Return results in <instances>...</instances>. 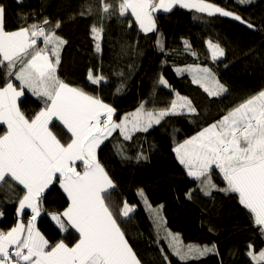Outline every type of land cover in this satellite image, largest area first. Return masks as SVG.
I'll use <instances>...</instances> for the list:
<instances>
[{
    "label": "trees",
    "instance_id": "1",
    "mask_svg": "<svg viewBox=\"0 0 264 264\" xmlns=\"http://www.w3.org/2000/svg\"><path fill=\"white\" fill-rule=\"evenodd\" d=\"M107 2L116 5L117 0ZM207 2L240 16L246 23L174 6L170 12L153 13L156 27L143 34L129 11L125 17L119 16L117 8L104 14L100 0H0L5 9V30L37 23L66 41L60 47L57 75L111 106L116 111L115 120L128 110L136 112L141 104L145 111L158 112L170 109L173 101L184 104L181 98L196 108L195 113L169 114L147 132H135L129 140L116 129L97 150V159L115 185L107 202L141 264H256L248 253L258 255L264 250V236L239 203L238 195L215 189L204 195L199 181L187 177L173 151L264 90V0ZM102 15L108 18L101 20ZM45 18L49 24H43ZM93 25L103 27L99 40L93 39ZM209 41L219 44L225 55L213 61ZM37 43L44 47L42 37ZM6 64L0 65V88L9 80L19 88L14 76H6ZM196 67L210 68L226 91L209 96L193 84L190 69ZM90 70L104 79L92 84ZM161 76L168 87L159 84ZM23 91L19 106L31 119L44 102L26 88ZM50 128L62 143L69 142L70 135L58 120L54 118ZM3 130L0 126V132ZM78 165L82 171L83 166ZM212 181L218 188L226 187L216 170ZM141 190L143 195L139 194ZM22 195L19 185L15 190L7 184L0 187V231L15 225ZM41 199L39 229L50 244L63 240L72 246L77 238L74 230L61 233L50 225L49 214L62 213L68 206L59 184L50 186ZM125 203L133 209L126 217L121 215ZM168 233L179 237L182 250L186 251L188 245L201 249L215 245V250L182 262L169 247Z\"/></svg>",
    "mask_w": 264,
    "mask_h": 264
},
{
    "label": "snow or ice",
    "instance_id": "2",
    "mask_svg": "<svg viewBox=\"0 0 264 264\" xmlns=\"http://www.w3.org/2000/svg\"><path fill=\"white\" fill-rule=\"evenodd\" d=\"M100 4L104 14H111L117 8L119 16L125 17L130 10L135 23L145 33L156 27L154 12L167 13L177 5L246 23L240 16L207 0H117L116 5L100 0ZM4 15L5 9L0 5V65L7 62L6 76H14L20 85L18 89L9 80L0 88V126L4 128L0 132V187L7 184L15 190L16 185L21 186L23 195L18 200L17 216L30 209L31 217L27 225L18 222L7 233L0 231V264H141L107 202L109 190L115 185L97 159V149L116 129L125 140L131 139V132H147L154 123L159 124L163 117L176 112V102H172L170 109L158 112L145 111L141 104L130 114L132 120L125 117L116 123L111 106L98 96L70 86L57 75L60 47L66 41L54 30L37 23L7 31ZM106 18L107 15L101 16V20ZM49 23L45 18L43 24ZM59 26L57 22L56 28ZM248 27L253 26L248 24ZM91 31L93 39L99 40L103 27L93 25ZM41 37L44 47L37 43ZM96 49L100 50L99 43ZM208 49L213 61L225 55L224 49L211 41ZM17 65L19 69L15 70ZM190 71L193 84H198L209 96L226 91L210 68L196 67ZM88 79L95 85L104 77L94 76L90 70ZM159 84L168 87L162 76ZM25 88L44 102V107L31 119L18 103L25 95ZM181 99L184 100L181 107L196 112L191 101ZM54 118L71 134L67 144L50 128ZM173 151L187 175L199 181L204 195H210L213 189L237 194L239 203L248 210L264 236V90ZM141 158L146 157H137ZM78 161L82 162V171L78 170ZM214 170H218L226 187L218 188L213 183ZM57 183L67 196L68 207L62 213L50 215L60 232L74 230L77 234L72 246L63 240L50 244L35 225L41 215L45 190ZM139 194L143 195L142 190ZM132 210L125 203L121 215L126 217ZM168 237H171L169 247L182 262L215 250V245L202 249L188 245L185 251L178 236L168 233ZM248 254L257 264L264 262V250L258 256L252 251Z\"/></svg>",
    "mask_w": 264,
    "mask_h": 264
},
{
    "label": "rangeland",
    "instance_id": "3",
    "mask_svg": "<svg viewBox=\"0 0 264 264\" xmlns=\"http://www.w3.org/2000/svg\"><path fill=\"white\" fill-rule=\"evenodd\" d=\"M187 9H190L193 13H195L196 12V10L194 9V8H187ZM130 13H131V11L130 10H128ZM157 12H162V10H160V11H157ZM156 12V13H157ZM133 19H135L134 17H133ZM139 27V26H138ZM140 29V28H139ZM140 31L143 33V34H147V33H145V32H143L141 29H140ZM148 33H150V32H148ZM18 66V68H19V65H17ZM15 81L16 82H18V80H16L15 79ZM14 84V83H13ZM14 86H16L17 87V85L16 84H14ZM18 88V87H17ZM19 89V88H18ZM33 96V95H32ZM24 96H22V97H20V99H22ZM34 98H36L35 96H33ZM20 99H19V101H20ZM19 101H18V103H19ZM177 109H176V112L175 113H181V114H183V115H186V114H188V110H187V107L185 106V107H181L182 105H184V104H179L178 103V101H177ZM132 112H130L129 110L128 111H126V112H123L122 114H121V116H120V119L119 120H115V114H116V111H114V115H113V120L116 122V123H119L121 120H123L125 117H128V119H129V121L130 120H132V116L130 115ZM129 126V128H131V125L129 124L128 125ZM117 131L119 132L120 130L119 129H117ZM135 132H137V131H134V132H131L130 134L132 135V134H134ZM69 135H71L70 133H68ZM189 139H191V138H189ZM188 140V139H187ZM98 150V149H97ZM98 152V151H97ZM175 153V152H174ZM175 155H176V153H175ZM80 165H82V162L80 163ZM83 166V165H82ZM182 167H183V165H181ZM184 168V167H183ZM185 169V168H184ZM186 170V169H185ZM217 172H218V170H216ZM187 173V172H186ZM219 173V172H218ZM187 177H189L188 175H187ZM189 178H192V177H189ZM193 179V178H192ZM47 190V189H46ZM46 190H45V192H46ZM111 190V189H110ZM109 190V191H110ZM62 192H63V190H62ZM55 213H57V212H55ZM61 213V212H60ZM151 214V213H150ZM16 215V217H17V213L15 214ZM0 218H1V214H0ZM42 218V215H40L39 217H38V219H37V223L40 221V219ZM49 220H50V225H51V227L53 226L54 227V225L56 226V228L59 230V228L57 227V225H56V223L51 219V215L49 216ZM24 224H26L27 225V223H24ZM35 225H36V228L40 231V233L45 237V235H44V232L43 231H41L39 228H38V225L35 223ZM60 231V230H59ZM43 232V233H42ZM62 233V232H61ZM63 233H66V232H63ZM46 238V237H45ZM47 239V238H46ZM259 255V254H258ZM257 255V256H258ZM254 263H256L257 264V262L256 261H254ZM260 263H264V262H260Z\"/></svg>",
    "mask_w": 264,
    "mask_h": 264
},
{
    "label": "crops",
    "instance_id": "4",
    "mask_svg": "<svg viewBox=\"0 0 264 264\" xmlns=\"http://www.w3.org/2000/svg\"><path fill=\"white\" fill-rule=\"evenodd\" d=\"M178 6V5H177ZM163 12V11H162ZM154 13H156V12H154ZM81 162H77V164H80ZM64 193V192H63ZM65 195V194H64ZM66 196V195H65ZM67 197V196H66ZM68 207V206H67ZM66 207V208H67ZM17 213V212H16ZM29 214L31 215V210L30 209H26L25 210V213L23 214V215H21V216H17V220H16V223H15V225L13 226V227H15L16 226V224L18 223V222H22V223H27L28 222V220L30 219L28 216H29ZM26 215H28V216H26ZM50 215V214H49ZM39 217V216H38ZM38 217H37V219H38ZM37 219H36V221H35V223L38 225V223H37ZM26 225V224H25ZM12 227V228H13ZM11 228V229H12ZM39 228V227H38ZM11 229H9V230H11ZM9 230H7V231H5V233H7Z\"/></svg>",
    "mask_w": 264,
    "mask_h": 264
},
{
    "label": "clouds",
    "instance_id": "5",
    "mask_svg": "<svg viewBox=\"0 0 264 264\" xmlns=\"http://www.w3.org/2000/svg\"><path fill=\"white\" fill-rule=\"evenodd\" d=\"M157 13H163V12H157Z\"/></svg>",
    "mask_w": 264,
    "mask_h": 264
},
{
    "label": "built area",
    "instance_id": "6",
    "mask_svg": "<svg viewBox=\"0 0 264 264\" xmlns=\"http://www.w3.org/2000/svg\"><path fill=\"white\" fill-rule=\"evenodd\" d=\"M31 217V215H29V218Z\"/></svg>",
    "mask_w": 264,
    "mask_h": 264
}]
</instances>
